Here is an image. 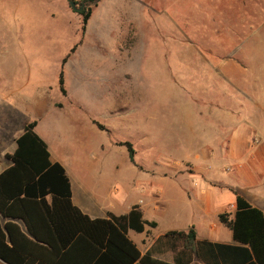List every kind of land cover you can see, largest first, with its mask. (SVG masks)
Returning <instances> with one entry per match:
<instances>
[{
    "label": "rangeland",
    "instance_id": "rangeland-1",
    "mask_svg": "<svg viewBox=\"0 0 264 264\" xmlns=\"http://www.w3.org/2000/svg\"><path fill=\"white\" fill-rule=\"evenodd\" d=\"M75 2L92 8L84 32L69 0H0L5 137L39 107L74 182L109 203L153 194L177 208L187 196L160 173L197 155L227 197L235 152L247 170L264 150V0Z\"/></svg>",
    "mask_w": 264,
    "mask_h": 264
},
{
    "label": "trees",
    "instance_id": "trees-1",
    "mask_svg": "<svg viewBox=\"0 0 264 264\" xmlns=\"http://www.w3.org/2000/svg\"><path fill=\"white\" fill-rule=\"evenodd\" d=\"M100 0H83L87 4ZM82 29L86 31L92 8L84 7ZM75 51V49H73ZM65 60V63L67 62ZM60 89L66 94L63 72ZM37 121L27 123L17 139L10 167L0 174V260L7 264H188L195 254L204 264H264V213L237 193L233 218L224 213L220 222L234 233L239 244L199 241L195 229L170 232L182 249L174 262L142 254L128 237L130 230L142 233L146 225L138 206L125 215L110 213L106 219H91L72 201V185L64 166L51 160L47 143L35 131ZM100 129H103L100 127ZM130 159L135 151L123 142ZM190 255L185 259L186 254ZM245 254V255H244ZM242 257V258H241Z\"/></svg>",
    "mask_w": 264,
    "mask_h": 264
},
{
    "label": "crops",
    "instance_id": "crops-1",
    "mask_svg": "<svg viewBox=\"0 0 264 264\" xmlns=\"http://www.w3.org/2000/svg\"><path fill=\"white\" fill-rule=\"evenodd\" d=\"M29 111L33 115L34 121H37L35 131L48 145L51 160L62 164L66 169L72 185V201L84 214L90 216L91 219H106L110 213L117 216L125 215L130 212L132 207L138 206L146 221L157 223L155 226L146 225L142 233L132 230L128 233V237L138 246L142 254L151 253L154 258L173 263L175 256L182 249L178 247L181 243L177 238H165L164 236L174 231H188L192 227L195 229L199 241L207 240L212 243L239 245L234 239L233 231L221 223L219 219V216L224 213L230 214V218L234 217L237 210V193L264 213V150L261 151L259 157L256 155L254 159H250L252 161L249 162L250 167L247 170L246 166L239 162L245 157L239 156L235 152L232 158L238 164L235 167L227 166L226 171L232 173L230 177L236 183L226 185L229 193L227 197H222L218 192L223 188V185L220 184L222 181L217 179L216 174L210 172L202 174L203 166L206 163H202L200 161L201 157L197 155L196 159L198 161L196 163L188 161L191 165L177 173L168 169L160 173L163 177L177 182L180 189L187 196L185 200L178 201L180 204L177 208L175 206L177 202L169 201L163 195L157 197L153 194L151 196L152 201L148 203L144 199L130 205L117 199H112L113 201L109 203L108 199L100 198L99 190L86 183L77 184V182H74L73 174L68 169L67 163L62 159L59 151L55 148L53 142H50L45 132H40L38 128L39 117L42 115L43 110L39 107H30ZM4 116H0V174L11 166L12 161L8 155L15 152L17 148L16 141L24 132L23 130L10 138L5 137L3 126H5L7 115ZM229 150L228 147V156L231 155ZM142 169L140 168V170ZM158 213L162 214L161 219L155 217ZM229 253H231V257L227 259L226 264H234L240 258L238 255H243L236 254V252ZM184 258L189 259L190 255L187 253ZM0 264L7 263L0 260ZM188 264L204 263L194 254L192 261Z\"/></svg>",
    "mask_w": 264,
    "mask_h": 264
},
{
    "label": "water",
    "instance_id": "water-1",
    "mask_svg": "<svg viewBox=\"0 0 264 264\" xmlns=\"http://www.w3.org/2000/svg\"><path fill=\"white\" fill-rule=\"evenodd\" d=\"M71 7L76 11H81L84 8V4H82L80 7L77 6V3L75 0H69Z\"/></svg>",
    "mask_w": 264,
    "mask_h": 264
}]
</instances>
